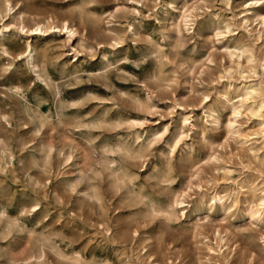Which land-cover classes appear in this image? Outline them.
<instances>
[{
  "label": "rangeland",
  "instance_id": "374dc122",
  "mask_svg": "<svg viewBox=\"0 0 264 264\" xmlns=\"http://www.w3.org/2000/svg\"><path fill=\"white\" fill-rule=\"evenodd\" d=\"M12 2L77 34H0V264H264V0Z\"/></svg>",
  "mask_w": 264,
  "mask_h": 264
},
{
  "label": "bare ground",
  "instance_id": "6f19581e",
  "mask_svg": "<svg viewBox=\"0 0 264 264\" xmlns=\"http://www.w3.org/2000/svg\"><path fill=\"white\" fill-rule=\"evenodd\" d=\"M3 5H4V8L3 9H2V7L0 8V18H1V22H2V24H1L2 26L0 27V34L3 33L4 30H8V29H12V28H17L21 33H24V35L29 34L30 32L45 34V33H49L48 32L49 29H52V28H54V29L57 28L60 31L65 30L66 33H68V37H70V39L73 38L77 34V28L71 26V24H69V22H67L66 20L63 22H60V24H57V23L53 24L55 22L53 18H49V19H47V21L35 19V18L31 19V20H27V19L22 18L21 21L18 23L8 22L9 18H8V20L3 19V18L7 17L10 14V11L13 10V8H14V4H13L12 0H3ZM3 10H5L4 12H6L5 15L2 14ZM14 17H15V15H14ZM262 18H264V15L262 16ZM11 19L12 18H10V21H11ZM262 20H264V19H262ZM183 22H184L185 29L188 32L190 30L194 29L195 19L191 13H189L185 16V19ZM227 28H228L227 30H229V32H230L231 28L229 26ZM216 30H217V28H216ZM129 31L134 34L133 24L129 25ZM29 48L30 49L28 51V60L30 61V63L32 64V67L34 69H38L39 64H40V63L38 64L37 56H36L38 51L35 48L33 49L30 46H29ZM234 50H235V53H231V54L236 55V57L238 59L236 61H237V64L239 65L240 61H241L240 60L241 57H243L246 54L247 50L242 48V47H234ZM104 57L106 58L105 55H104ZM106 60H108V59L106 58ZM248 60H249V62L255 63L256 62V56L253 53H250L248 56ZM251 71L256 72V67L255 66L252 67ZM243 77H244V75H243ZM258 81L259 82H256V83H250V84L246 83L243 85L242 94H241V97L239 100L240 105H238V107L235 108L234 114H235V117H237L239 115L241 116L242 111H243V110H241V108H244V111L247 115H251L253 117H257V118L261 119L260 120L261 132L264 133V119H263L264 115L262 114L263 104L260 103L256 98L257 95H259L261 93V91L259 90V87L257 85V83H261L260 74L258 75ZM230 86H231V84H230ZM239 107H241V108H239ZM209 116L213 117V122H219V118L217 116H213V114H210ZM184 121L187 122V119H185ZM140 125H139V127H141ZM236 125H237L236 121L230 122V126L232 128V131L238 133V131L236 130ZM253 152H255V151H253ZM257 155H259V154H257ZM246 188H248V187H246ZM251 196H254V203L252 204V206L250 207V210L248 211L249 217L251 219H253V221H254V219L257 221H264V190H262L261 194L258 197H256L253 194H250V198H251ZM188 197H190L189 191H183L179 196L175 197V199L172 202V207L174 208V206H175L177 210H178V207H181L180 211H182V214L184 215V211L190 203V201L186 200V198H188ZM218 199L223 200V197L219 196ZM33 207L37 208V206H33ZM167 216H168V218H172L174 216V211H172V210L168 211ZM220 240L221 241L218 244L217 248L209 247V251L213 254H217L218 256L225 258V250H224V246H226V243H224L225 239L222 237ZM32 256L28 257L27 259H30ZM38 257H41V254H39Z\"/></svg>",
  "mask_w": 264,
  "mask_h": 264
}]
</instances>
